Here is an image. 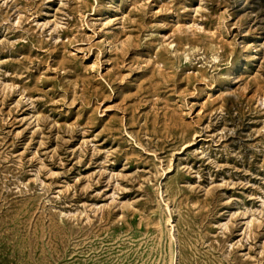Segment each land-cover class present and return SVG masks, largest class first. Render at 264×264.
Masks as SVG:
<instances>
[{
	"label": "rangeland",
	"instance_id": "1",
	"mask_svg": "<svg viewBox=\"0 0 264 264\" xmlns=\"http://www.w3.org/2000/svg\"><path fill=\"white\" fill-rule=\"evenodd\" d=\"M0 264H264V0H0Z\"/></svg>",
	"mask_w": 264,
	"mask_h": 264
}]
</instances>
